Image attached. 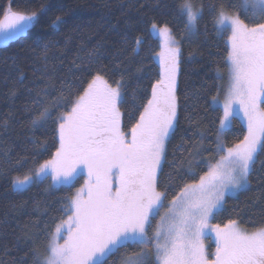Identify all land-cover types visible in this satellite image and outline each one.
<instances>
[{
    "label": "snow or ice",
    "instance_id": "obj_1",
    "mask_svg": "<svg viewBox=\"0 0 264 264\" xmlns=\"http://www.w3.org/2000/svg\"><path fill=\"white\" fill-rule=\"evenodd\" d=\"M204 10L203 3L196 6L192 0H182L177 14L186 17L185 31L195 33ZM208 10L217 35L230 33L228 86L215 139L209 141L211 147L204 148L202 136L201 144L188 150L190 159L182 184L170 173L161 190L167 143L178 126L176 92L181 56L167 24L150 23V30L163 38L156 54L159 79L151 85V94L140 109L133 106L139 115L136 118L129 113L135 122L127 131L121 112L127 102L123 74L110 82L97 71L86 84L83 78L75 77L79 82L75 85L61 79L58 89L55 83L51 85L59 94L50 103L42 98L48 95V85L36 90L32 103L37 111L31 126L52 120L58 146L42 162L39 152L33 154L35 169L22 178L13 176L12 190L27 191L49 176L50 188L71 187L81 174L86 178L75 194L63 201L59 218L53 217L54 227L45 225L43 253L35 247L33 235L25 232L24 241L34 245L26 253L30 264H107L112 255L130 246L139 251L126 254L121 264H264V222L253 223L251 230L242 228L238 219L223 225L212 223L225 210L228 197L248 190L257 161L264 155V0L213 3ZM36 16V12L25 15L6 9L0 19V42L16 39L31 27ZM60 20L58 16L53 23ZM141 43L138 37L136 44ZM93 55L88 54L89 60ZM17 83L23 85V80ZM25 87L32 93V88ZM212 99L216 102L218 97ZM57 108L63 111L53 118ZM240 114L246 133L228 144L223 133ZM32 143L46 150L44 142L34 139ZM202 152H209L210 157ZM260 163L264 168V161ZM196 168L206 171L198 174ZM206 236L215 239L213 253L206 250Z\"/></svg>",
    "mask_w": 264,
    "mask_h": 264
},
{
    "label": "trees",
    "instance_id": "obj_2",
    "mask_svg": "<svg viewBox=\"0 0 264 264\" xmlns=\"http://www.w3.org/2000/svg\"><path fill=\"white\" fill-rule=\"evenodd\" d=\"M181 2L0 0V19L8 8L25 15L37 13L32 27L23 37L0 48V264H21L24 260L30 264L26 253L34 245L24 241L25 232L33 235L35 247L43 253L45 225L54 227L53 217L59 218L63 201L82 183V176H79L71 187L50 188L52 180L48 177L27 191L17 192L11 188L13 176L23 177L29 169H35L33 154L39 152L38 159L42 162L58 146L56 125L52 120L36 128L31 126L37 111L32 103L36 90L48 85V95L42 98L50 103L59 94L51 85L55 83L58 89L61 79L75 85L79 83L75 77L83 78L86 84L97 71L110 82L123 74L127 102L121 106V112L127 131L135 122L129 118V113H134L136 118L139 115L133 106L140 109L151 94V85L159 79L160 64L156 54L160 51V39L150 30L151 22L167 24L181 49L176 92L178 126L167 143L161 190L170 173L177 184H182L181 177L190 159L188 150L200 145L202 136L203 147H211L209 141L215 139L222 116L221 108L212 104V97L217 95L220 84L226 79L228 33L217 35L208 6L228 4L230 0H192L194 5L203 3L205 8L192 34L184 29L185 17L177 14ZM58 16L61 20L54 24ZM138 37L142 40L139 45L136 44ZM90 52L94 53L91 60L88 58ZM20 79L23 85L17 83ZM25 86L32 88V93ZM13 90L15 95H12ZM72 90L75 92L76 88ZM61 111L62 108L55 109L53 118ZM245 133L244 124L236 117L224 131L223 139L232 144ZM34 139L44 142L46 150L33 144ZM201 155L210 157L209 152ZM260 161H264V155L257 161L248 190L228 197L225 210L218 213L212 223L223 225L229 219H238L241 227L251 230L253 223L264 222V168ZM196 171L202 174L206 168H196ZM134 251L139 249L135 246L122 248L107 264H121L124 256Z\"/></svg>",
    "mask_w": 264,
    "mask_h": 264
},
{
    "label": "rangeland",
    "instance_id": "obj_3",
    "mask_svg": "<svg viewBox=\"0 0 264 264\" xmlns=\"http://www.w3.org/2000/svg\"><path fill=\"white\" fill-rule=\"evenodd\" d=\"M185 20H186V17H185ZM190 34V33H189ZM230 33H228L229 35ZM155 35V34H154ZM227 35V36H228ZM160 39V40H159ZM159 41H160V50H161V44L163 42V38L159 36ZM227 86H228V70H227V74H226V79L223 81V83L220 84V87L218 88V93H217V97H218V100L216 102H214L212 100V104L214 106H217V107H220L221 110H222V115H223V102H224V99H225V92H226V89H227ZM241 122L244 124L245 126V129H246V124H245V121L243 120V117H242V114H240L239 116H237ZM80 176H82V183L84 182V179L86 178V174H81ZM22 178V177H21ZM49 178L51 179V177L49 176ZM78 178V177H77ZM80 184V185H81ZM80 187V186H79ZM76 191V189H75ZM75 191L73 192V195L75 194ZM165 204H167V201H165ZM163 211L164 209L161 210V214H163ZM159 219V217H157V220ZM155 225H156V220L153 221V224H152V228L154 229L155 228ZM243 228V227H242ZM150 233H151V229H150ZM62 242V241H61ZM204 244H205V247H206V250L209 252V253H213L215 251V239L214 237L213 238H208L207 236L205 237L204 239ZM209 247H211L212 249H209Z\"/></svg>",
    "mask_w": 264,
    "mask_h": 264
},
{
    "label": "water",
    "instance_id": "obj_4",
    "mask_svg": "<svg viewBox=\"0 0 264 264\" xmlns=\"http://www.w3.org/2000/svg\"><path fill=\"white\" fill-rule=\"evenodd\" d=\"M31 27H32V25H31ZM31 27H29L25 32H23L21 35H19V36H18L16 39H14V40L7 41V42H0V48H4V47L8 46L10 43H12V42L16 41L17 39L23 37Z\"/></svg>",
    "mask_w": 264,
    "mask_h": 264
}]
</instances>
